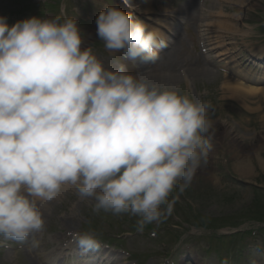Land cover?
<instances>
[{
	"label": "clouds",
	"instance_id": "1",
	"mask_svg": "<svg viewBox=\"0 0 264 264\" xmlns=\"http://www.w3.org/2000/svg\"><path fill=\"white\" fill-rule=\"evenodd\" d=\"M124 3L131 7L130 0ZM104 49L155 64L167 37L109 5L96 17ZM74 16H0V241L44 238L46 211L67 189L92 211L136 217L137 231L174 210L211 149V104L162 87L82 47ZM171 197V198H170ZM84 250L95 231H76ZM221 264H229L227 258Z\"/></svg>",
	"mask_w": 264,
	"mask_h": 264
},
{
	"label": "rangeland",
	"instance_id": "2",
	"mask_svg": "<svg viewBox=\"0 0 264 264\" xmlns=\"http://www.w3.org/2000/svg\"><path fill=\"white\" fill-rule=\"evenodd\" d=\"M9 8L12 11H20L22 5L18 2H10ZM258 19L264 22V17H258ZM243 40L249 42L247 38ZM209 75L205 74V77L200 75L198 78L193 76L191 79L196 92V96L193 98L206 100L212 106L209 112V118L213 122L210 154L208 153L206 163L202 164L197 171L191 186L183 193L187 198L186 201L202 221H206L207 217L210 220L211 218L229 217L237 219L239 215L240 219H243L242 215L246 214L243 211L246 212L256 198L259 197V204H264L261 194L250 188L254 185L253 188L264 189V111L262 110L264 104L260 96L257 97L256 94L236 100L231 91L224 92L221 89V85L225 81L222 74L213 72ZM178 86V91L183 94L180 82ZM239 95L244 94L240 93ZM261 95L264 101V90ZM242 161L249 163L253 168V172L247 175L249 180L241 177L242 174L237 170V165ZM230 175L237 181L230 178ZM242 181L248 182V185L241 184ZM72 205L75 208L79 207L77 210L75 209L79 215L76 218V225H78L77 222L86 213L87 206L82 207L77 203H72ZM71 216L72 214L68 217ZM181 216L183 217V215ZM100 220L104 219L100 218ZM175 221L180 222L178 219H174ZM248 221L246 220L241 228L263 229V233L258 232L253 238H249V242L251 241L250 243L254 244L259 251H250L248 256L244 253L240 260H235L233 263L239 264L243 260H247V264H264V226L253 220ZM53 223L55 222H51V224ZM210 224L212 225V223ZM183 228H185V232L187 231L184 233V237L190 236L189 244L196 246L203 244V242L195 243L197 240L193 237L195 233L200 234L201 230L194 229L189 225L183 226ZM176 248L174 243L173 249ZM150 250L152 254L155 251L161 252L159 246H154ZM259 252H263V255ZM188 255L193 256L192 253H188ZM180 256L179 263L191 264L184 252ZM15 257L12 254L0 255V264H30L24 254L21 255L22 258L16 255ZM190 258L199 261L198 254ZM203 262L201 260L200 264Z\"/></svg>",
	"mask_w": 264,
	"mask_h": 264
},
{
	"label": "bare ground",
	"instance_id": "3",
	"mask_svg": "<svg viewBox=\"0 0 264 264\" xmlns=\"http://www.w3.org/2000/svg\"><path fill=\"white\" fill-rule=\"evenodd\" d=\"M238 3L245 4L246 0H239ZM187 9H188L187 5L183 6L181 8V12L184 13L185 10H187ZM143 11L146 12V13L153 11V8H152L151 4L150 3L146 4L144 6ZM212 31H214V30H212ZM224 55L225 54H223V53L220 54V56H224ZM191 73L193 74V76H195V78L196 77L198 78L200 75H204V77H205V74H207V75L213 74V72H211V71H209L207 69H204V68L193 69L191 71ZM146 78H148L152 82L157 83L158 85H160L162 87H170V88H175L177 90L179 88V86H178V84L180 82L179 78L173 72L172 73L154 74V75H151L150 77H146ZM245 78L249 79V80L245 79V80H241L242 82H233L230 78L225 77L226 80H225L224 84L222 85L223 91L224 92L231 91L233 93V95H235L234 97H235L236 100L242 99V98L246 97L247 95L256 94L257 93V91H256L257 89H255V90L248 89L246 87L247 84H248L247 82H254L255 84L259 85L262 82V80H258V79L253 80V79H250L246 75H245ZM240 93H243L244 95H239ZM237 170L240 171V173L242 174L241 177L245 178L246 180H249L247 175H249V174H251L253 172L252 166L249 163H246L244 161H242L241 163H239L237 165Z\"/></svg>",
	"mask_w": 264,
	"mask_h": 264
}]
</instances>
